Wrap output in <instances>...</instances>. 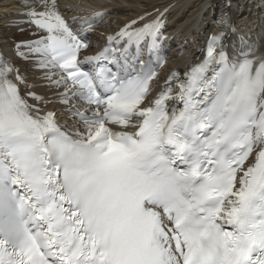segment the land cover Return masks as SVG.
<instances>
[{
	"label": "snow or ice",
	"instance_id": "snow-or-ice-1",
	"mask_svg": "<svg viewBox=\"0 0 264 264\" xmlns=\"http://www.w3.org/2000/svg\"><path fill=\"white\" fill-rule=\"evenodd\" d=\"M23 7L38 38L17 54L65 89L59 103L81 123L41 114L50 101L22 92L33 85L0 54V264H264V56L249 58L260 42L237 36L230 56L237 29L222 14L204 59L145 107L159 19L81 60L88 44L57 0Z\"/></svg>",
	"mask_w": 264,
	"mask_h": 264
},
{
	"label": "bare ground",
	"instance_id": "bare-ground-1",
	"mask_svg": "<svg viewBox=\"0 0 264 264\" xmlns=\"http://www.w3.org/2000/svg\"><path fill=\"white\" fill-rule=\"evenodd\" d=\"M33 2L34 0H0V41L5 49V56L20 67L27 82L33 85L26 90L34 89L46 101H50V103L40 104L42 107L54 109L57 112L60 124H66L73 128L79 127L81 122L73 119L67 111L70 105L59 103L60 94L65 89L52 85L48 80L40 79L39 77L43 73L34 70L32 59H24L17 55L16 46L20 41L38 38L33 35L36 31L34 26L25 23L28 17L22 14L28 11L23 7V4ZM216 2L218 4L220 0H57L59 10L65 16H80L95 12L104 13L103 19L109 18L110 20L101 25V34L113 31L119 24L135 16L154 11L158 13L165 11L164 18L168 23L167 33L173 36L174 39L180 40L179 45L172 53V63L166 66L168 70H171L172 67L174 69L184 68L189 62L195 60L198 45L203 43L205 33L211 28L209 26L211 24L209 18L210 8ZM243 2L246 5H243ZM249 2L250 0H235L233 6L229 8L230 13L236 16L237 7H245L246 14L238 15L237 21L246 24L247 32L245 35L248 39L251 38L248 33L252 35V43L260 42L258 50H254L253 53L264 54V21L258 23V25L256 24L254 21L256 16L249 12L251 10V7L248 6ZM258 4L261 5V8H264V0H257L254 5ZM261 13L262 11L259 12L258 17L264 18L260 15ZM208 22H210L209 25L205 26L204 23ZM203 28L205 29L203 30ZM42 35L45 34L42 33ZM96 36L102 37L100 33ZM230 40L232 43V39ZM21 51L27 52V49L22 48ZM58 78V76L54 77V79ZM76 103L81 102L76 101Z\"/></svg>",
	"mask_w": 264,
	"mask_h": 264
}]
</instances>
